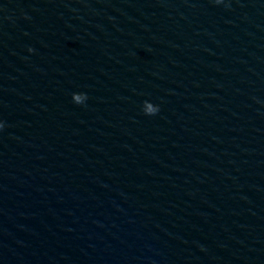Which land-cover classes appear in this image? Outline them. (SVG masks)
<instances>
[{"label": "water", "instance_id": "water-1", "mask_svg": "<svg viewBox=\"0 0 264 264\" xmlns=\"http://www.w3.org/2000/svg\"><path fill=\"white\" fill-rule=\"evenodd\" d=\"M0 124V264H264V0H0Z\"/></svg>", "mask_w": 264, "mask_h": 264}, {"label": "clouds", "instance_id": "clouds-1", "mask_svg": "<svg viewBox=\"0 0 264 264\" xmlns=\"http://www.w3.org/2000/svg\"><path fill=\"white\" fill-rule=\"evenodd\" d=\"M216 3H220L221 0H215ZM29 51H33V49L29 48ZM73 102L79 105H84L88 99L87 93L84 92H73L72 93ZM142 110L145 115L153 116L160 111V106L158 104H154L149 100L143 101ZM0 127H3L0 124Z\"/></svg>", "mask_w": 264, "mask_h": 264}]
</instances>
